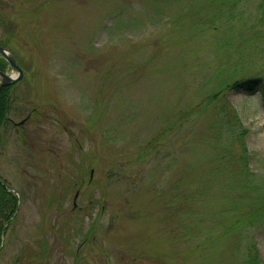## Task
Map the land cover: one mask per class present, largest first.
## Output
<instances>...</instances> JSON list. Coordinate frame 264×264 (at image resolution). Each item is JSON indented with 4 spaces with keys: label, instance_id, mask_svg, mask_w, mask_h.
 Wrapping results in <instances>:
<instances>
[{
    "label": "rangeland",
    "instance_id": "374dc122",
    "mask_svg": "<svg viewBox=\"0 0 264 264\" xmlns=\"http://www.w3.org/2000/svg\"><path fill=\"white\" fill-rule=\"evenodd\" d=\"M0 42V264H264V222L230 232L264 198V0H0Z\"/></svg>",
    "mask_w": 264,
    "mask_h": 264
},
{
    "label": "trees",
    "instance_id": "16d2710c",
    "mask_svg": "<svg viewBox=\"0 0 264 264\" xmlns=\"http://www.w3.org/2000/svg\"><path fill=\"white\" fill-rule=\"evenodd\" d=\"M3 42H0L2 44ZM8 69V63L4 58L0 56V71H6ZM261 79L260 78H252V79H245V80H236L230 84H227L226 87L231 89H239L241 90H251L253 89V85L258 83ZM15 87H0V129L3 126L4 122L6 121V116L10 111L13 109L14 103L16 102V95H15ZM225 89V88H224ZM223 89V90H224ZM261 92L264 97V83L262 84ZM236 120L240 122V119L237 117ZM243 134H240L238 138V142L243 148L245 152V156L247 157V148L245 145ZM248 191V192H247ZM247 193H250L252 196L256 195V190L248 188ZM255 200V199H254ZM19 198L12 192L7 191L5 186L0 182V248L2 244V236L5 232L11 227V225L16 221V212L18 208ZM252 209H249L247 213H240L242 216L234 221L231 225L230 232L232 231H241L242 228L240 225H247L250 224L251 226L255 224H259L264 222V220H260L257 216L262 217L264 219V198L259 194V198L257 201H252ZM260 211V212H258ZM239 215V214H238ZM257 215V216H256ZM250 217V220L247 218ZM240 224V225H239ZM234 231V232H235ZM226 234V233H225ZM228 235V234H226ZM248 255L246 259L243 261V264H260L261 258L260 253L257 245L253 244L249 248Z\"/></svg>",
    "mask_w": 264,
    "mask_h": 264
},
{
    "label": "water",
    "instance_id": "95a60500",
    "mask_svg": "<svg viewBox=\"0 0 264 264\" xmlns=\"http://www.w3.org/2000/svg\"><path fill=\"white\" fill-rule=\"evenodd\" d=\"M0 55L8 61L11 69L14 72L18 73V76H13V75H9L7 73L0 71V81L2 82V85L7 86V85H11V84L16 83L18 80H20L22 78L23 70L19 66V64H18L16 58L13 56V54L1 45H0ZM92 174H93V170H92L91 176H92ZM77 196H78V193L76 194V197Z\"/></svg>",
    "mask_w": 264,
    "mask_h": 264
},
{
    "label": "flooded vegetation",
    "instance_id": "af4514ba",
    "mask_svg": "<svg viewBox=\"0 0 264 264\" xmlns=\"http://www.w3.org/2000/svg\"><path fill=\"white\" fill-rule=\"evenodd\" d=\"M14 124H15V127H21V126L17 125V123H14Z\"/></svg>",
    "mask_w": 264,
    "mask_h": 264
}]
</instances>
